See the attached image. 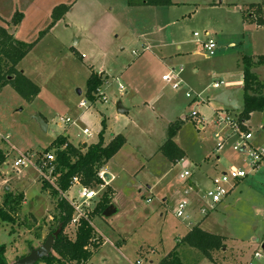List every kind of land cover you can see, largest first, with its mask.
<instances>
[{
	"label": "rangeland",
	"instance_id": "obj_1",
	"mask_svg": "<svg viewBox=\"0 0 264 264\" xmlns=\"http://www.w3.org/2000/svg\"><path fill=\"white\" fill-rule=\"evenodd\" d=\"M99 1L104 8L102 20L97 17L100 23L91 25L85 34L96 37L93 44L105 47L104 54L87 42L85 34L81 36L86 41L78 38L80 34L75 37L80 42L76 49L85 54L83 61L69 43L50 45L47 40L43 47L51 48L45 53V65L39 69L38 64L33 77L39 88L37 96L26 102L9 87L0 94V134L4 138L0 148L6 156L0 167V206L6 193L13 197L23 194L15 222L0 221V244L6 247L8 264L27 255L29 243L39 247L54 226L56 199L49 197L48 189H41L36 161L57 136L68 135L73 144L97 142L102 120L105 141L117 133L126 139L119 161L116 165L109 162L107 170L115 176L111 186L124 188L130 199L121 210L122 203L117 206V222L137 230L129 232L128 241L119 245L104 222L116 217V205H112L111 215L91 216L100 246L85 264H157L177 244L183 264H264V249L261 259H253V253L264 245V164L253 171L245 166L248 175L221 202L212 210L203 204L206 215L200 210L194 214L206 216L201 226L204 231L225 238L224 249L213 252L211 261L180 242L187 233L184 223L194 220L186 218V209L182 217L175 215L179 202L189 198L183 195L181 172H193L194 179L201 174L214 178L247 160L246 151L232 150L238 138H227L214 115L218 108L232 115L242 110V57L252 58L255 67L250 71L264 83V0H171L173 6L131 8L125 0ZM257 18L262 20L259 25ZM205 33L215 42L210 57L200 44L206 40ZM41 50L42 46L37 48L38 54ZM90 65L107 76L100 87L106 102L99 98L90 104L86 100ZM123 66L128 68L126 72ZM179 67L183 69L182 84L173 90L162 76ZM216 82L222 84L214 88ZM196 95L203 103L192 101ZM81 101L86 108L79 106ZM118 103L124 112H117ZM192 112L198 116L192 117ZM60 118L74 123L59 124ZM39 119L45 121L46 130ZM248 120L246 127L253 133L248 144L256 146L264 141V112H254ZM178 121L180 128L172 140L184 152L185 161L169 164L158 155L149 162L147 156L167 138L168 126ZM82 129L90 135H82ZM215 134L224 140L220 149ZM20 155H26L28 162L14 168ZM163 175L166 181L158 185ZM139 182L154 185L152 192L145 186L136 188ZM210 184L206 182L205 187ZM105 189L95 188L100 197ZM77 190L73 186L65 197H75ZM163 196L165 203H161ZM95 206L93 203L92 209ZM66 233L73 239L75 228L68 227Z\"/></svg>",
	"mask_w": 264,
	"mask_h": 264
},
{
	"label": "trees",
	"instance_id": "obj_2",
	"mask_svg": "<svg viewBox=\"0 0 264 264\" xmlns=\"http://www.w3.org/2000/svg\"><path fill=\"white\" fill-rule=\"evenodd\" d=\"M128 7H161L173 6L171 0H126ZM66 7H57L52 12V22L45 31L39 34L41 38L54 23L66 12ZM259 12V11H258ZM258 25L262 20H257ZM35 43L25 44L15 41L8 30L0 27V91L9 85L26 102H31L39 93V88L25 78L16 69L17 64L31 50ZM263 60V58H261ZM242 65V87L243 106L240 118L247 121L254 112H264V84H261L255 75L251 73L254 66L252 58L244 56L241 59ZM104 77L101 73L90 72L86 80L85 97L88 103L93 104L99 99L98 90L103 85ZM102 129L98 133V140L94 144L85 147H75L62 137L57 136L53 143L44 151V154L52 152L54 161L52 162V175L55 177L54 186L41 180V189L49 190V196L56 199L55 213L52 216L54 226L43 237V242L49 236L58 232L54 237L51 252L36 264H85L99 248V239L96 237L90 217L102 215L110 206V196L112 191L106 187L96 206L88 213L86 218L78 219L75 226L74 238L71 239L66 229L71 227L73 209L63 197L70 186L72 179L76 177L80 185L88 188H95L101 184L98 172L102 170L115 154L122 148L125 139L121 135L114 136L107 144L103 142L104 121H101ZM180 128V122H175L168 126L167 138L160 147L161 153L171 162H178L184 154L174 144L172 138ZM6 160V156L0 149V167ZM23 201V194L13 197L11 193H6L2 205L0 206V221L3 223L15 222V215L20 209ZM225 238L208 233L198 226L191 228L180 240L191 249L198 251L207 260H212V253L223 250ZM173 248L157 264H183L177 256L176 248ZM34 249L29 243L28 251ZM6 247L0 244V264H8L6 257ZM22 255L19 258L24 257Z\"/></svg>",
	"mask_w": 264,
	"mask_h": 264
},
{
	"label": "crops",
	"instance_id": "obj_3",
	"mask_svg": "<svg viewBox=\"0 0 264 264\" xmlns=\"http://www.w3.org/2000/svg\"><path fill=\"white\" fill-rule=\"evenodd\" d=\"M172 3L175 4L174 2ZM125 4H126V0H125ZM254 5L258 7V4H254ZM57 7H66L67 10L62 15V17L59 20H57L54 23V25L50 27L49 30H47V32L41 38L38 39L39 34L45 31L46 28L52 22V12ZM141 7H150V6H141ZM96 12L97 14H95ZM103 13H104V8L102 5V2L99 0H82V1H79V0H0V27L5 30H8L9 34L12 35L15 41L22 42L25 44L35 43L33 47L31 48V50L24 56V58H22V60L16 66V69L19 71L20 74H22L25 78H27L29 81L35 84L33 77L36 75V66L39 64V69L41 65L44 67L45 65L44 59L45 57L48 56V55H45V53H48V50L51 48V47L49 48L48 46L43 47L44 42L49 40L50 45H59V46H66L65 44L69 43V45L71 46L70 48L73 51H75L76 54H78V56L80 57V59L83 61L85 59V56H84L85 54L80 53L76 49L78 48L79 43H80L77 39H75V37L77 36L76 34H80L78 38L80 39L81 37V40L83 41L84 40L86 41V38H85L86 36L89 39L87 40V42L90 41V43L93 44V40L96 39V37L91 36V35L87 36L85 33L90 32L93 25H97L100 23L97 17H101V20H102ZM108 17L110 18V14ZM257 20L258 18L256 19V21ZM113 22L118 24V21H116L115 19H113ZM91 25L92 27H90ZM83 34H85L84 37L81 36ZM40 46H42V50L38 54L37 48ZM94 47L95 49L103 51V54L106 52L105 47H100L99 44L94 45ZM177 48H179V46H177ZM254 63L255 62L253 61V64ZM89 68H90V72L93 71V72L101 73L102 75H104L103 72L95 71L93 69V65H90ZM127 69H128L127 67L124 68L123 66L124 72H126ZM108 71L111 72L112 69H109ZM104 76L103 77L105 79L104 80L105 82L107 79V76L106 75ZM239 84L242 85V81H240ZM261 84H264V83H261ZM8 87L12 88L11 86L7 85L4 88H2V90L0 91V94L5 88H8ZM11 90H13V88ZM13 92L15 91L13 90ZM99 93L105 96L102 93L101 89H99ZM217 110H221V109L220 108L215 109V111ZM240 112H238L236 115L238 114L240 115ZM248 121L249 120L246 121V124ZM42 122L46 130L47 129L46 123L45 121H42ZM116 135H121L125 139V137L121 133L112 134L110 136V139L107 141H105V139L103 138L104 144H107ZM62 137H64L68 141V143H70L71 145L75 147H85V146L90 145V144H87L85 141H81L78 144H73L68 140L69 138L68 135L67 137L66 136H62ZM165 140H163V142H161V144L158 145L157 148H155V151L151 155L147 156L146 159L149 162L153 158L159 155L160 158H162L165 162H168L169 164L170 163L174 164V162H171L160 151V147L163 145ZM125 143H126V139H125ZM91 144H94V143H91ZM177 148L184 154V152L178 146ZM121 150L122 148L115 154L112 161H109L110 163L114 165L117 164V160H118L117 158ZM183 159L184 157L180 161L176 162L175 164L185 161ZM123 161H126V160L123 159ZM103 171L109 175V179L107 181L106 187L112 191V195L110 196L111 199H110L109 212L106 216L112 214L113 212L112 205L114 206L116 205L115 206L116 207V213H115L116 220L115 218H113L114 216H112L110 223L107 224L106 221L104 222L106 226L108 227V229L110 230V232H112V237L114 238V240H116L117 244L119 245L121 243L125 244L128 241L129 236L132 235V234H129V232L131 231L134 232L137 229L134 225H133V228H128L129 223L128 224L123 223L122 225V223L117 222V216H118L117 206L120 203H122V207L120 208L121 210L125 204L126 206L129 204L130 199L126 196V194H124V190H125L124 188H121V187L117 188V187L111 186V182H113L115 176L114 174H112L111 172L107 170V165L103 168ZM184 171H188L190 174L189 177L185 179L184 185H183L184 187L182 189L183 195L184 194L187 195V198L189 197L188 199L190 200V204L186 208V212H188V215L186 218L189 220H192V219L194 220L193 222H189L190 224L188 225L184 223L185 229H187V232H188L194 226H198L199 228H201L202 224L205 221L206 216H203L202 218H200V217H195L194 214H196L199 208L202 207L201 206L202 202H201L200 197L203 191L208 189L205 187L206 182L208 183L211 182L213 178H209V176H207L206 174H201L199 176V179L197 178L194 179L193 172L186 170V169ZM162 180L166 181L165 175H163L162 178L159 180L158 185L159 183L162 182ZM141 186H145L147 190L150 191V190H153L152 188L154 185H151V186L147 184L142 185L140 182L136 184V188L140 189ZM146 201H148V198ZM165 202H166V199L163 196V198L161 199V203H165ZM102 216L105 217L104 214H102ZM262 247L264 248V245H262Z\"/></svg>",
	"mask_w": 264,
	"mask_h": 264
},
{
	"label": "built area",
	"instance_id": "obj_4",
	"mask_svg": "<svg viewBox=\"0 0 264 264\" xmlns=\"http://www.w3.org/2000/svg\"><path fill=\"white\" fill-rule=\"evenodd\" d=\"M194 37H197L198 34L194 33ZM205 41L200 42L201 48L204 51V53L207 56H213L214 50H215V42L209 38L208 33H205ZM134 54V52L132 53ZM183 69L182 67H179L176 69H170L169 72L162 76V81H166L171 83V88L173 90H177L181 87L182 80L180 79V75L182 73ZM222 83L216 82L214 83L213 87L218 88ZM119 88L121 86L119 85ZM122 89V88H121ZM99 98L106 102L103 95L99 93ZM186 98H190V95L188 93L185 94ZM192 101H196L197 103L201 102L203 103L202 99L199 98L198 95L192 98ZM79 106L82 108H86V102L81 101L79 103ZM192 117L198 116V114L192 112ZM215 118L216 123L224 128L223 130L226 131L227 138L232 136L238 140L233 144L232 150L233 151H246L247 154V160L242 161L241 165L239 167L231 166L227 172H223L220 175L214 177L211 180V187L204 190L200 199L202 202V207L199 208L202 214H207L206 209L203 208L204 205L208 206L209 210H212L215 205L219 202H221L222 199H224L231 190L235 187V185L244 179L248 173L246 172L245 166L248 168V170L253 171L264 164V141L260 144L254 146L249 145L248 143L253 138V133L249 128L246 127V121L242 120L240 118V115H232L229 112L225 110H217L215 111ZM73 124L74 122H71L69 118H60L59 124ZM202 126V125H200ZM82 135L88 137L90 135V132L87 129L81 130ZM215 137L220 140L219 145H217V149H220L222 147V144L224 140L220 137L219 134H215ZM4 138L0 134V140H3ZM54 161V155L53 153H47L42 155L38 158L36 161V168L39 173V177L41 180L46 181L50 185L54 186L55 183V177L52 175L53 167L52 162ZM28 162V157L25 155H20L13 163L14 168H19L22 166H25ZM104 171L103 169L98 172V177L101 180V184H99L100 189H103L107 185V180L104 177ZM189 172L184 171L179 175V179L185 180L189 177ZM73 186H77V195L75 197L66 198L65 194H63V197L66 199V201L70 204V206L73 209V216L71 219V227L75 226L78 219L80 218H86L88 213L92 210V204H96L100 198L99 191L95 190V188H88L80 185L78 179L74 177L71 182L70 188ZM69 188V190H70ZM68 190V191H69ZM190 204L189 199H182L175 211L176 217L180 218L183 216L184 210L188 207ZM204 204V205H203ZM255 251L253 253V259L259 260L261 259L262 253L261 251ZM248 264H252V262H249Z\"/></svg>",
	"mask_w": 264,
	"mask_h": 264
},
{
	"label": "water",
	"instance_id": "obj_5",
	"mask_svg": "<svg viewBox=\"0 0 264 264\" xmlns=\"http://www.w3.org/2000/svg\"><path fill=\"white\" fill-rule=\"evenodd\" d=\"M116 110L117 112H121V113L124 112L122 107H120L119 103L116 105ZM38 121L41 125L44 126L41 120H38ZM110 161H112V159ZM104 177L108 181L109 175L107 173H104ZM6 191H7V188H6ZM108 212H109V207L103 212V214L107 215ZM57 235H58L57 231L53 233L52 235H49L39 247L30 250L27 255H25L22 258H19L13 264H36L37 261L46 257L51 252L54 237H56Z\"/></svg>",
	"mask_w": 264,
	"mask_h": 264
}]
</instances>
